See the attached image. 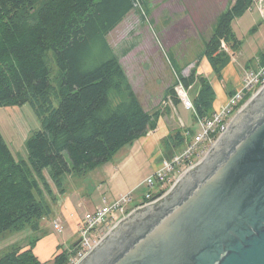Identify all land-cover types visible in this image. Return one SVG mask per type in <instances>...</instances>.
<instances>
[{"label":"trees","instance_id":"1","mask_svg":"<svg viewBox=\"0 0 264 264\" xmlns=\"http://www.w3.org/2000/svg\"><path fill=\"white\" fill-rule=\"evenodd\" d=\"M253 2L228 0L211 23L202 53L218 78L231 58L221 42L237 49L231 21ZM136 4L148 13L145 0H0V106L28 102L40 120V128L25 138L26 159L15 158L0 133V235L25 226L37 233L26 248L12 245L0 255V264H68L76 242L71 251L46 262L32 251L42 234L39 221L55 199L51 185L63 193L67 175L84 176L156 126L158 112L144 108L107 36ZM175 70L164 98L171 95L178 103L177 82L187 89L197 78L200 88L191 100L198 117H210L214 89L209 80L196 74V65L187 76ZM249 96L245 92L241 103ZM242 137L229 143L228 153ZM183 141L177 132L163 144L177 148Z\"/></svg>","mask_w":264,"mask_h":264},{"label":"water","instance_id":"2","mask_svg":"<svg viewBox=\"0 0 264 264\" xmlns=\"http://www.w3.org/2000/svg\"><path fill=\"white\" fill-rule=\"evenodd\" d=\"M167 196L125 215L77 264H264V84Z\"/></svg>","mask_w":264,"mask_h":264},{"label":"rangeland","instance_id":"3","mask_svg":"<svg viewBox=\"0 0 264 264\" xmlns=\"http://www.w3.org/2000/svg\"><path fill=\"white\" fill-rule=\"evenodd\" d=\"M227 1L228 0H145L149 9L148 13L145 11V8H140L138 4H136L135 8L108 33V42L112 46L114 52L119 55L120 62L146 110L150 112L153 111L162 100L164 89L176 78L177 71L175 70L174 72L172 67L180 68V73L183 74V72H181L183 68L189 67V65L191 66L192 63L197 61L199 56L204 55L202 53L203 41L208 39L211 33V23L215 18L212 13L217 11V9L220 12L222 10L221 7H225L224 4L226 5ZM200 11L202 16L201 20L199 17ZM257 11L258 9L255 7L252 13H243L241 16L231 21V29L236 39L239 40V46L235 51L233 63L227 64L221 70V78H223L224 81L219 82V79L214 73L211 76H205L213 85L214 93L217 94L220 89L227 90L225 85L228 81H232L233 84H236L237 79H243L244 71L241 65L244 60H249L255 65V58L264 52V19L262 18L263 15L261 14L262 17H260ZM208 15H211L210 19H206ZM201 21L203 23H201ZM221 47L223 49L227 47L223 41L221 42ZM124 49H126L125 53H123ZM228 51L230 52V49H228ZM257 52L258 54L255 55ZM154 56H160L161 61H154ZM166 56L172 62V66L168 62ZM197 63H199V61H197ZM49 65L52 74L55 76L57 69L52 60H49ZM225 70L227 71L223 75ZM189 73L190 72L185 76L189 75ZM220 86H222V88ZM228 86L229 88L233 87L231 83H229ZM187 92L191 98L193 96V94H191L192 91L190 92L187 89ZM256 92L257 91H255V93ZM221 95L222 93L219 94V97H221ZM250 96L240 105H244ZM178 114L185 122L190 121L191 113L189 110L185 111L179 108ZM197 127V123H191L190 121V128L192 131H196L198 129ZM38 128H40V120L30 103L26 102L20 106H0V133L15 158L26 159L25 138L31 131ZM126 149V147H123L119 150L115 155V159H120ZM110 163L115 164V162ZM184 169L185 167L181 168V170ZM139 172L141 175L142 173L145 175L148 170L146 168H141ZM184 175L185 173L181 175L179 181L173 186V189ZM101 176L102 174L99 172V169L92 170L86 176L73 178V183L76 185L70 186L79 187L80 184L83 183L84 186L91 190V183ZM170 186V184H160L159 182H154L153 185H149L146 182L144 183V187L147 190L143 193V196L145 198L147 193L154 195L161 189H165V192L162 194H168L173 190L167 192ZM84 191L87 192L88 189ZM150 205L153 206L154 204ZM131 206L132 205L129 204L127 207L132 208ZM147 208H149V206L145 208L142 207L141 209L143 211ZM140 211L136 210L135 214ZM115 214V210L109 212L104 217L103 221L94 228L92 234L105 232L108 226L114 221ZM119 223L120 222H118V224ZM117 225L111 228L109 233ZM35 235H37V233L32 231L28 226L19 230L4 232L0 235V255L6 252L12 244L22 245L28 243L30 238ZM80 238L81 234L78 230L76 234L70 235L64 240V242L67 243L63 245L64 248L71 251L75 246H73V244ZM77 244L79 247V242ZM80 248H82L81 244ZM68 264H72L70 258Z\"/></svg>","mask_w":264,"mask_h":264},{"label":"crops","instance_id":"4","mask_svg":"<svg viewBox=\"0 0 264 264\" xmlns=\"http://www.w3.org/2000/svg\"><path fill=\"white\" fill-rule=\"evenodd\" d=\"M255 7L256 9H258L257 11L258 15L260 17H262L263 15L262 18L264 19V0H254L253 5L250 8H248L244 13L246 12L252 13ZM223 8L221 7V9ZM218 12L219 11L217 9V11H214L212 13L214 17L217 15ZM199 17L201 20L202 19L201 11L199 12ZM210 17L211 15L210 16L208 15L206 19H210ZM201 23L203 22L201 21ZM225 49L228 50L227 47ZM236 50L230 51L231 58L228 65L233 63L235 56L234 54ZM263 53L259 54L255 58L256 61L255 65H253L249 60L247 61L244 60V62L241 65L244 71L243 74L244 78L246 77L248 72L252 70H257L258 67L263 63L261 59V55ZM257 54L258 52L255 55ZM153 58L154 61L156 60L161 61L160 56H154ZM197 61H199V63H197ZM197 61L192 63L191 66L189 65V67L183 68L181 72H183L184 76L188 72H190V70L194 68L195 65H196L197 75L208 77L209 75L211 76L214 73L216 76V73L213 71L205 55L199 56ZM168 62L171 64V61L169 59ZM172 68L175 72V67ZM226 71L227 70L223 72V75L226 73ZM221 77L220 78L217 77L219 79V82L224 81V79ZM244 78L241 80L239 79L240 81L237 79L236 84H233L232 81L231 82L228 81L225 85V88H227V90L220 89L218 90L217 94L214 93V98L211 107V115L214 112L219 111L220 108L227 102L230 93H233V91L238 90L243 86ZM229 83L233 85L232 88H229L228 86ZM220 87L222 88V86ZM199 88H200V84L198 82V79L195 78L194 82L191 83L187 88L190 92L192 91L191 93L193 94V96L191 97L192 99L198 93ZM221 93L222 95L221 97H219V94ZM178 101H179L178 103H175L172 100L171 95H167L166 98H164V92H163L162 100L153 109V111L158 112L156 118V126L153 129H148L145 134L139 136L131 144L125 146L127 149L120 159L117 160L115 159L114 156L111 161H108L103 165L94 168L93 170L99 169V172H101L102 176L91 183V190L88 187L84 186L83 183H81L79 187L70 186V185H76L73 183V178L78 177L72 175L66 176V181H65L66 185L63 193H57L53 185H51L53 191L55 192V199L54 201L49 202L50 205L49 214L42 217L39 221L40 223L39 233L42 234L40 238L35 242L32 248L34 255L37 257V259L40 262H46L52 260V258L57 253L67 249L64 248L63 246L66 243L64 242V240L68 238L70 235L72 236L78 232L81 220L86 212L93 211L96 208L102 206L104 203H111L115 201L117 198L127 194L130 195V200L127 203L125 209L129 212L133 211L130 215L128 214L127 217H131L133 214H135L136 210L142 211V209L139 208L137 209V207L145 201V198L143 196V193H145L147 190L144 187L145 179L154 173V171L160 166L161 161L164 158H169L171 155L180 152L184 148L185 144L188 141L192 140L193 135H195L197 132L201 130V126L197 122V118L194 115V113L190 109H186L179 99ZM179 108H182L185 111L189 110V112L191 113V118H190L191 123H195V124L197 123L198 125L197 127L198 129L196 131H192V129L190 128V121L185 122V120L179 117L178 114ZM235 115L236 113L233 115V117ZM177 132L183 135L184 141L177 148L176 146H172L170 148L165 149L163 140L167 139L169 136ZM203 145L204 143H199L198 145L199 150L203 148ZM110 162H115V164ZM141 168H146L148 172L145 175L143 173L141 175L139 172ZM88 173H86L84 176H86ZM48 180L50 181L49 178ZM85 189H88V191L87 192L84 191ZM158 193L159 192L155 193L154 195ZM168 194L165 195L162 194L160 198L159 196L156 197L154 200L151 201V204H155L157 201L164 199ZM154 195L151 196L153 197ZM129 204L132 205L131 206L132 208L127 207ZM114 217L115 220H119L120 218L122 219L124 216L119 215V213L116 212ZM12 245H16V244L14 243ZM20 246L26 248L27 243L22 244Z\"/></svg>","mask_w":264,"mask_h":264},{"label":"built area","instance_id":"5","mask_svg":"<svg viewBox=\"0 0 264 264\" xmlns=\"http://www.w3.org/2000/svg\"><path fill=\"white\" fill-rule=\"evenodd\" d=\"M243 81V86L240 89L235 90L220 110L214 112L208 118H200L197 116L187 89L180 81L177 82L174 87L176 97L182 102L186 109H190L194 113L197 122L201 126V130L193 135L192 140L188 141L180 152L171 155L169 158H164L154 173L145 179V183L147 182L149 185H153L154 182H159L160 184H170L173 186L179 181L183 173H186L190 168L201 162L205 155L216 144L219 137L222 136L230 124L233 115L243 107L240 103L245 92H249V94L251 93V96H253L255 91H258L264 84V62L257 70L248 72ZM199 143H204L203 148L200 150L198 147ZM183 167H185V169L181 170ZM145 197L146 200L138 207H145L151 203V194L147 193ZM129 200V194L123 195L111 203H104L99 208L84 214L79 226L81 234L79 247L75 255L71 258L72 264H77L83 257L93 250L94 247L105 237L106 232L113 228L121 219L115 220L114 217V221L108 226L105 233L92 234L94 228L103 221L104 217L109 212L115 210L119 215L125 216L129 214V211L125 209ZM80 244L82 245V248H80Z\"/></svg>","mask_w":264,"mask_h":264},{"label":"flooded vegetation","instance_id":"6","mask_svg":"<svg viewBox=\"0 0 264 264\" xmlns=\"http://www.w3.org/2000/svg\"><path fill=\"white\" fill-rule=\"evenodd\" d=\"M198 176H200V174H198V175H196V176H194V177L197 178ZM185 181H186V185L189 184V183L191 182L190 178L187 179V180H185ZM178 194H179V193H177V194L175 195L174 199L172 198L173 200L171 199V201H174V200L176 199V197L178 196ZM170 196H171V195H170ZM166 197H168V196H166ZM166 197H165V198H166ZM165 198H164L163 200H165ZM169 200H170V199H169ZM155 212H156V211H155ZM153 215H155L154 212H152L148 217H151V216H153ZM147 220H149V218H148ZM144 221H146V220L142 219V222H140V221L137 222V226H136V227H138L137 229L142 228V226H143V222H144ZM141 224H142V226L139 227V225H141ZM129 234H130V233L127 232L125 236H129ZM107 252H108V251H107Z\"/></svg>","mask_w":264,"mask_h":264},{"label":"bare ground","instance_id":"7","mask_svg":"<svg viewBox=\"0 0 264 264\" xmlns=\"http://www.w3.org/2000/svg\"><path fill=\"white\" fill-rule=\"evenodd\" d=\"M168 141V140H167ZM176 143V142H175Z\"/></svg>","mask_w":264,"mask_h":264},{"label":"clouds","instance_id":"8","mask_svg":"<svg viewBox=\"0 0 264 264\" xmlns=\"http://www.w3.org/2000/svg\"><path fill=\"white\" fill-rule=\"evenodd\" d=\"M179 82V81H178Z\"/></svg>","mask_w":264,"mask_h":264}]
</instances>
